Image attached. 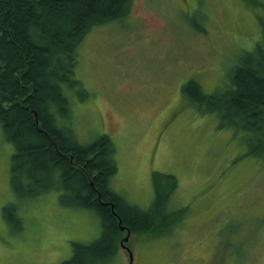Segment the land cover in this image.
<instances>
[{"label": "rangeland", "instance_id": "1", "mask_svg": "<svg viewBox=\"0 0 264 264\" xmlns=\"http://www.w3.org/2000/svg\"><path fill=\"white\" fill-rule=\"evenodd\" d=\"M263 24L264 0H133L125 19L80 43L74 78L89 100L74 101L79 142L112 140L109 186L129 204L150 205L158 172L177 181L172 207H187L166 237H129L137 264H264V164L246 155L242 133L219 127L181 90L190 78L204 93L224 88L238 59L261 44ZM12 154L0 126V264H61L74 239L98 236L99 219L61 206L54 192L18 200ZM116 256L127 264L123 250Z\"/></svg>", "mask_w": 264, "mask_h": 264}, {"label": "trees", "instance_id": "2", "mask_svg": "<svg viewBox=\"0 0 264 264\" xmlns=\"http://www.w3.org/2000/svg\"><path fill=\"white\" fill-rule=\"evenodd\" d=\"M132 3L0 0V126L13 146L9 173L14 196L30 201L54 192L61 206L90 212L100 222L98 236L74 239L61 264H111L121 235L118 220L131 234L164 238L187 211L172 207L176 179L158 172L151 175L149 207L129 204L109 186L117 171L112 140L100 135L84 144L73 128L75 102L89 100L74 78L78 47L93 28L125 19ZM262 39L254 53L234 64L224 88L204 93L199 81L190 78L181 90L200 113L212 111L219 127L242 133L246 155L264 164V30ZM236 245L246 249L241 241Z\"/></svg>", "mask_w": 264, "mask_h": 264}, {"label": "water", "instance_id": "3", "mask_svg": "<svg viewBox=\"0 0 264 264\" xmlns=\"http://www.w3.org/2000/svg\"><path fill=\"white\" fill-rule=\"evenodd\" d=\"M127 239H125V241H126ZM129 258H130V263H131V261H132V255L131 254H129Z\"/></svg>", "mask_w": 264, "mask_h": 264}, {"label": "bare ground", "instance_id": "4", "mask_svg": "<svg viewBox=\"0 0 264 264\" xmlns=\"http://www.w3.org/2000/svg\"><path fill=\"white\" fill-rule=\"evenodd\" d=\"M22 54V53H21ZM35 115V114H34ZM71 159V158H70Z\"/></svg>", "mask_w": 264, "mask_h": 264}]
</instances>
